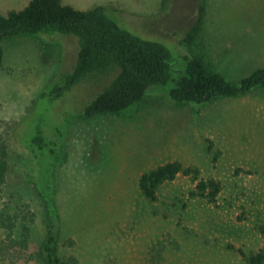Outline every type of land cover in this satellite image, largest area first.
<instances>
[{
	"label": "rangeland",
	"instance_id": "rangeland-1",
	"mask_svg": "<svg viewBox=\"0 0 264 264\" xmlns=\"http://www.w3.org/2000/svg\"><path fill=\"white\" fill-rule=\"evenodd\" d=\"M30 1L0 0V13L22 9ZM63 2L81 9L104 5L123 27L164 42L176 57L202 56L233 80L264 66V0ZM202 6L197 38L188 44L186 32ZM2 44L0 144L9 147L10 168L0 184V264H47L41 252L48 206L28 148L16 137L20 128L19 135L28 140L26 129L33 124L48 125L49 133L56 127L63 131L50 177L64 260L249 264L241 249L258 251L264 245L259 228L264 225V89L198 104L177 101L167 86H156L119 113L94 118L73 114L64 121L96 88L86 82L73 99L58 104L43 97L76 63L78 38L22 34ZM175 160L199 169V179L220 180L218 200L192 196L198 178L184 173L161 185L156 200L145 197L142 174Z\"/></svg>",
	"mask_w": 264,
	"mask_h": 264
},
{
	"label": "trees",
	"instance_id": "trees-1",
	"mask_svg": "<svg viewBox=\"0 0 264 264\" xmlns=\"http://www.w3.org/2000/svg\"><path fill=\"white\" fill-rule=\"evenodd\" d=\"M201 8L197 22L186 32L185 41L188 44L197 38L196 32L205 10L203 6ZM22 34H72L78 38L76 63L61 73L60 79L52 84L50 90H45L43 97H49L50 101L58 104L64 99H71L80 85L86 82H92L96 88L89 98L83 96L82 102L76 103V107L66 113L64 121L73 114L94 118L100 114L119 113L143 100L156 86H167L169 94L177 101L198 104L264 89V66L239 80H233L212 69L202 56L181 54L176 57L164 42L142 37L123 27L104 5L81 9L63 0H31L22 9L0 13V67L5 58L3 41ZM19 129L16 130V137L28 148L34 179L48 206V233L41 256L47 264H72L59 253L61 222L50 177L51 163L61 144L62 128L56 127L54 132L49 133L48 125H28V140L22 139ZM9 153L8 145L0 144V184L5 183L8 177ZM42 161L47 164L43 166L44 172L40 173ZM180 173L193 174L198 178L192 196L204 197L210 202L218 200L223 187L221 181L199 179V169L186 166L180 160L144 172L140 178L142 193L156 200L161 185ZM259 228L264 233V225ZM241 253L249 264H264V245L258 251L241 249Z\"/></svg>",
	"mask_w": 264,
	"mask_h": 264
}]
</instances>
